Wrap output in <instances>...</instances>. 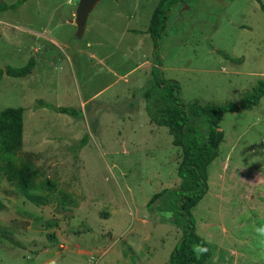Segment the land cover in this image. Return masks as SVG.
I'll use <instances>...</instances> for the list:
<instances>
[{
    "label": "rangeland",
    "instance_id": "obj_1",
    "mask_svg": "<svg viewBox=\"0 0 264 264\" xmlns=\"http://www.w3.org/2000/svg\"><path fill=\"white\" fill-rule=\"evenodd\" d=\"M78 1L24 0L0 12V67L42 63L30 78H0V111L24 108L22 152L33 154L32 191L46 199L30 202L0 171V264H39L45 247L58 264H167L182 224L147 203L178 186L181 148L142 98L158 66L145 33L158 0H100L80 38ZM158 55L182 103L238 104L264 80V11L258 0H189L171 11ZM39 97L75 114L36 107ZM220 129L208 190L192 208L210 247L205 264H264V96L226 112Z\"/></svg>",
    "mask_w": 264,
    "mask_h": 264
},
{
    "label": "trees",
    "instance_id": "obj_2",
    "mask_svg": "<svg viewBox=\"0 0 264 264\" xmlns=\"http://www.w3.org/2000/svg\"><path fill=\"white\" fill-rule=\"evenodd\" d=\"M188 1L158 0L145 30L153 43L152 57L158 62V66L151 69V85L143 92L146 112L154 124L168 128L172 135V144L181 148V159L177 169L180 178L178 186L153 194L147 203L148 207L157 203L161 219L182 224L181 236L170 252L167 264H205L209 259L210 247L196 231L192 208L208 190L207 170L218 156L219 144L223 138L220 120L226 112L251 109L264 96V80H259L238 104L181 102L177 82L163 77V70L160 68L163 61L158 55V45L166 32L168 18L173 8ZM23 2L24 0H17L8 5L0 3V12L9 8L15 9ZM258 2L260 9L264 11V3L259 0ZM216 52L226 60L232 62L237 60L223 50L216 49ZM34 65V58L30 57L21 67L10 65L0 67V78L3 75L23 78L32 71ZM36 102V107L75 114L71 106H55L43 99H37ZM23 111L24 108L21 106L6 107L0 111V161L8 160L5 165L0 166V171L9 181L14 182L16 189L27 200L35 204H44L45 197L32 191L35 178L40 172L39 168L35 165L31 152H22ZM19 154L23 160L15 167L13 159ZM50 186L54 184L51 182ZM196 246L206 247L208 251L200 254Z\"/></svg>",
    "mask_w": 264,
    "mask_h": 264
},
{
    "label": "crops",
    "instance_id": "obj_3",
    "mask_svg": "<svg viewBox=\"0 0 264 264\" xmlns=\"http://www.w3.org/2000/svg\"><path fill=\"white\" fill-rule=\"evenodd\" d=\"M89 18V17H88ZM150 19V18H149ZM87 21H88V19H87ZM149 23V22H148ZM148 25V24H147ZM147 28V27H146ZM146 33V32H145ZM144 33V34H145ZM54 42H55V40H54ZM34 51L36 52V51H38V49L37 48H35L34 49ZM30 57H32V58H34V60H35V65H34V67L32 68V71L27 75V76H25V77H27V78H30V77H32L33 76V74H35V71L39 68V64H42L41 62H39V60H40V57H33V56H30ZM29 57V58H30ZM28 58V59H29ZM66 58L69 60L70 59V57L68 56V55H66ZM28 59L26 60V61H28ZM42 60V59H41ZM48 63H47V67H46V70H48V71H50L48 68H50V65L51 66H53V65H55V64H52V62L50 61H47ZM27 63V62H26ZM25 63V64H26ZM24 64V65H25ZM55 68V67H54ZM150 72H151V70H150ZM39 75H41V72H39ZM25 77H23V78H25ZM49 91H51L52 89H48ZM143 99H144V96L142 97ZM37 99H43V100H45V101H47L48 102V100H46L45 98H42V97H39V98H37ZM89 99H86L85 101H80V103L82 104V105H84V106H86L85 104H86V102L88 101ZM145 101V100H144ZM55 106H63V105H58V104H56ZM42 108H44L45 109V107H42ZM145 108H146V101H145ZM24 112V111H23ZM147 113V112H146ZM65 114V113H64ZM148 115V114H147ZM151 120V119H150ZM166 127V126H165ZM167 128V127H166ZM168 129V128H167ZM169 131V130H168ZM170 133V132H169ZM172 136V135H171ZM172 142V141H171ZM173 145V144H172ZM173 146H175V145H173ZM175 147H179V146H175ZM177 167H178V165H177ZM178 169V168H177ZM198 233V232H197ZM36 242V241H35ZM51 248L50 247H45L43 250H41V251H39L38 252V255L40 256V254H42V253H48V254H50V256H48L47 258H45L46 259V261H40L39 262V264H45V262H46V264H47V262H49V261H52V263H54V264H58V261H59V256H61V254L59 253V254H57L56 253V255H58V257H56V255H55V252H52L51 250H50ZM77 253H79V254H84V253H87V251H82V250H78V252ZM36 259H38V257L36 258ZM49 260V261H48Z\"/></svg>",
    "mask_w": 264,
    "mask_h": 264
},
{
    "label": "water",
    "instance_id": "obj_4",
    "mask_svg": "<svg viewBox=\"0 0 264 264\" xmlns=\"http://www.w3.org/2000/svg\"><path fill=\"white\" fill-rule=\"evenodd\" d=\"M100 0H79L76 10L74 23L76 26V37L80 38L86 28L87 19L89 14L98 4Z\"/></svg>",
    "mask_w": 264,
    "mask_h": 264
},
{
    "label": "clouds",
    "instance_id": "obj_5",
    "mask_svg": "<svg viewBox=\"0 0 264 264\" xmlns=\"http://www.w3.org/2000/svg\"><path fill=\"white\" fill-rule=\"evenodd\" d=\"M259 235L264 236V227H260L257 229ZM200 254H203L208 251L206 247L196 246Z\"/></svg>",
    "mask_w": 264,
    "mask_h": 264
}]
</instances>
